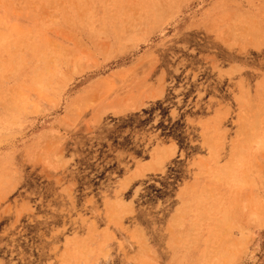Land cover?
<instances>
[{
    "label": "rangeland",
    "instance_id": "1",
    "mask_svg": "<svg viewBox=\"0 0 264 264\" xmlns=\"http://www.w3.org/2000/svg\"><path fill=\"white\" fill-rule=\"evenodd\" d=\"M0 264H264V0H0Z\"/></svg>",
    "mask_w": 264,
    "mask_h": 264
}]
</instances>
